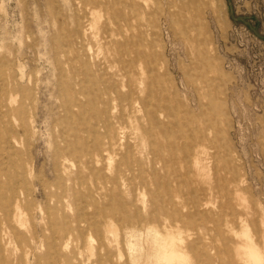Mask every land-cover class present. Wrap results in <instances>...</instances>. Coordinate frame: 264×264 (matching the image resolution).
Returning <instances> with one entry per match:
<instances>
[{
	"label": "rangeland",
	"instance_id": "1",
	"mask_svg": "<svg viewBox=\"0 0 264 264\" xmlns=\"http://www.w3.org/2000/svg\"><path fill=\"white\" fill-rule=\"evenodd\" d=\"M119 1L148 12L147 109L198 164L155 162L139 107L108 131L71 108ZM251 244L264 264V0H0V264H257Z\"/></svg>",
	"mask_w": 264,
	"mask_h": 264
},
{
	"label": "bare ground",
	"instance_id": "2",
	"mask_svg": "<svg viewBox=\"0 0 264 264\" xmlns=\"http://www.w3.org/2000/svg\"><path fill=\"white\" fill-rule=\"evenodd\" d=\"M119 2L123 9L108 15L101 38L111 48L107 52L100 51L97 62L93 63L89 70L90 78L79 91V96L84 101H75L71 104V108L79 110V115L83 118L82 127L86 131L93 129V122L101 124L108 131L112 124L109 119H104L103 115L111 114L113 121L121 130H125L124 117L140 124L139 119L134 116L135 107H139L137 113L142 114V119L154 127L156 133L158 132V137L155 138L157 148L149 152L155 162L165 163L167 155L177 154L186 165L194 161L198 164L200 149L196 146L192 149L178 148L176 142L170 141L164 124L156 120L152 112L147 109L148 61L150 60L148 12H137L134 7H125L122 1ZM89 111L93 113L91 121L84 118ZM199 136L204 137L205 134L200 132ZM132 160L131 152L121 156V163L125 166H129ZM167 187L170 189L168 182ZM168 197L174 202V199L180 198V193H169ZM111 225L109 228L114 229ZM248 257L257 264L263 263L262 255L253 245L248 250ZM173 259L174 257H170L171 261Z\"/></svg>",
	"mask_w": 264,
	"mask_h": 264
}]
</instances>
